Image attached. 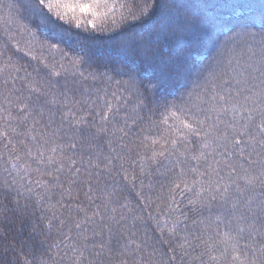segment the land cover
I'll use <instances>...</instances> for the list:
<instances>
[{
  "label": "snow or ice",
  "instance_id": "snow-or-ice-1",
  "mask_svg": "<svg viewBox=\"0 0 264 264\" xmlns=\"http://www.w3.org/2000/svg\"><path fill=\"white\" fill-rule=\"evenodd\" d=\"M219 8L260 56L200 81ZM0 21V264H264V0H0Z\"/></svg>",
  "mask_w": 264,
  "mask_h": 264
},
{
  "label": "trees",
  "instance_id": "trees-1",
  "mask_svg": "<svg viewBox=\"0 0 264 264\" xmlns=\"http://www.w3.org/2000/svg\"><path fill=\"white\" fill-rule=\"evenodd\" d=\"M5 3H7V0H4ZM217 3H231L233 0H216ZM255 2V0H253ZM217 18L221 22H227V23H221L216 31L213 33V39L209 41L208 46L202 50V54L195 57L197 61H203V68L200 70V81H203L204 77H207L209 73H212L217 76L218 80L221 78L226 79L227 76H233L235 75L237 78H239V73L241 72V69L246 67L249 63H252L254 60L259 59L260 52L258 48L256 47L255 43L247 36H235L230 40L225 39V35H231L232 33L229 31V29L234 30V25L237 23L236 18H234L231 15V10L228 8H219L217 9ZM149 25L145 22H141L140 27L138 28L139 31H144ZM3 22L0 21V45L4 43V36H3ZM114 35V33H113ZM21 44V47H26L25 41L30 39L26 35H17L16 37ZM40 39H44V34H40ZM251 46L252 51L249 50V47ZM9 48L11 51L8 53V55H13L14 62H17L19 64L28 63V58L23 57V53H18L15 51L14 48H12L11 44H9ZM255 52L256 55L253 57L252 52ZM4 58H0V63L3 62ZM199 67V66H198ZM29 71H32V68H28ZM227 74V75H225ZM247 74V73H245ZM22 75V73H21ZM4 77L0 76V90L3 89V81ZM127 79V77H125ZM195 82L197 81L196 75L191 76L187 83V88L180 86L179 90L176 91V96H180L181 93L187 92V90L194 88ZM17 87H20V82H17ZM9 87H11V84H9ZM77 98H80L77 96ZM3 99V96H0V100ZM169 99H172V97H169ZM13 114L15 115V110H13ZM0 115H4L3 113H0ZM3 121L0 120V125H3ZM15 123V122H13ZM19 131H24L23 127L19 129ZM22 137H16V140L18 141ZM65 138L62 141H58L59 143L66 142ZM2 144V142H0ZM33 150H35V145L32 146ZM192 147L195 149L197 147V144L195 141L192 144ZM106 151V149H104ZM68 154V153H65ZM48 155V153H46ZM35 167V165H33ZM22 174V173H21ZM33 176L35 178V174L33 173ZM4 177L2 174H0V180H2ZM155 178V177H154ZM159 187V185H157ZM83 198V197H81ZM56 199V197H54ZM190 217L193 214H189ZM204 215H207L205 212ZM37 223H39L38 214H37ZM20 227L19 223H17L14 226L13 233L15 232V229H18ZM25 235H27V230H25ZM56 237L55 231H53L52 235L48 237V242L51 243ZM11 238V234L9 236ZM27 255V253H25ZM39 255V253H37Z\"/></svg>",
  "mask_w": 264,
  "mask_h": 264
}]
</instances>
